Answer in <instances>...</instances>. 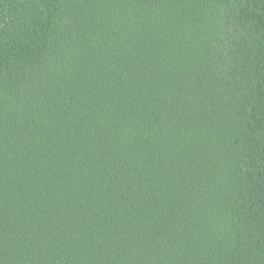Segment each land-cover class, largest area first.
<instances>
[{"label": "trees", "instance_id": "16d2710c", "mask_svg": "<svg viewBox=\"0 0 264 264\" xmlns=\"http://www.w3.org/2000/svg\"><path fill=\"white\" fill-rule=\"evenodd\" d=\"M0 264H264V0H0Z\"/></svg>", "mask_w": 264, "mask_h": 264}]
</instances>
